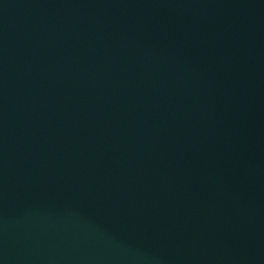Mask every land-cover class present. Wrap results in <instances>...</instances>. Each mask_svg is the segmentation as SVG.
<instances>
[{
	"label": "water",
	"instance_id": "95a60500",
	"mask_svg": "<svg viewBox=\"0 0 264 264\" xmlns=\"http://www.w3.org/2000/svg\"><path fill=\"white\" fill-rule=\"evenodd\" d=\"M0 264H264V0H0Z\"/></svg>",
	"mask_w": 264,
	"mask_h": 264
}]
</instances>
